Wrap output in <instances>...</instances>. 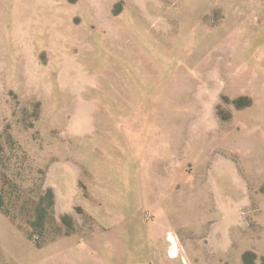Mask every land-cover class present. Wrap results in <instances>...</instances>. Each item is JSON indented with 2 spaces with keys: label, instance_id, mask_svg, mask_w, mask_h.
<instances>
[{
  "label": "rangeland",
  "instance_id": "1",
  "mask_svg": "<svg viewBox=\"0 0 264 264\" xmlns=\"http://www.w3.org/2000/svg\"><path fill=\"white\" fill-rule=\"evenodd\" d=\"M0 264H264V0H0Z\"/></svg>",
  "mask_w": 264,
  "mask_h": 264
},
{
  "label": "trees",
  "instance_id": "2",
  "mask_svg": "<svg viewBox=\"0 0 264 264\" xmlns=\"http://www.w3.org/2000/svg\"><path fill=\"white\" fill-rule=\"evenodd\" d=\"M48 196L52 197L51 190H48ZM45 213H46L45 208L42 206H39L36 209V217L34 221L31 222L30 227L33 228L34 230L39 229V227L41 226L42 220H44Z\"/></svg>",
  "mask_w": 264,
  "mask_h": 264
},
{
  "label": "bare ground",
  "instance_id": "3",
  "mask_svg": "<svg viewBox=\"0 0 264 264\" xmlns=\"http://www.w3.org/2000/svg\"><path fill=\"white\" fill-rule=\"evenodd\" d=\"M169 240L171 241V244H172V248H171V250H170V255H171V256H174V255H176L177 252H178L177 244H176L175 239H174L172 236L169 237ZM170 241H169V242H170Z\"/></svg>",
  "mask_w": 264,
  "mask_h": 264
}]
</instances>
